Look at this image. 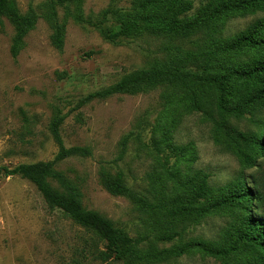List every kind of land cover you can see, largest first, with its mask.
<instances>
[{
  "label": "rangeland",
  "instance_id": "obj_1",
  "mask_svg": "<svg viewBox=\"0 0 264 264\" xmlns=\"http://www.w3.org/2000/svg\"><path fill=\"white\" fill-rule=\"evenodd\" d=\"M16 1L21 13L33 11L37 21L14 53L15 27L7 17L0 18V166L54 159L58 145L50 125L60 109L66 114L61 125L65 145L88 146L92 151L89 156L66 158L57 166L80 188L84 207L111 218L131 236L145 238L144 246L152 243L158 248L179 247L193 239L223 243L233 237L244 213L239 203H223L199 216H174L162 207L176 210L181 205H201L204 198L193 190L182 192L188 178L198 171L210 174L212 200L223 197L222 188L240 174L252 187L257 167L244 166L229 131L246 150L248 141L240 133L258 134L264 142V106L240 117L222 115L215 107L213 83L192 84L191 79L188 83L192 87L182 90L161 85L139 94L118 93L92 100L80 107L78 102L130 72L174 61H183L188 70L202 76L257 65L264 49L220 51L219 47L264 18V10L222 15L186 36L174 37L164 30L144 31L116 44L106 40L88 20H97L101 12L112 9L115 14L109 15L110 20L118 23L119 13L136 12L133 0H82L80 6L71 4V9L79 10L86 22L70 17L65 7H56L64 26V45L58 49L51 39L48 0ZM191 1L193 7L187 15L214 0ZM235 77L232 75L229 81L233 99L264 88L262 76L254 80ZM187 90H196L198 109H187ZM167 98L182 112L181 121L169 137L173 146L183 151L165 147L158 155L151 137L156 124L171 117L173 110ZM161 132L156 136L160 137ZM131 134L124 148V138ZM257 163L264 167V157L260 155ZM102 168L122 172L128 193L114 195L107 191L100 181ZM50 181L60 188L55 180ZM140 198L157 207L145 206ZM252 214L257 216L256 209ZM175 231L178 234L169 238ZM89 235L63 211L51 208L29 180L18 175L0 177V264H73L74 258H80L82 264L129 262H103L88 253L81 257ZM260 255L250 246H242L229 258L191 249L179 257L144 264H256Z\"/></svg>",
  "mask_w": 264,
  "mask_h": 264
},
{
  "label": "trees",
  "instance_id": "obj_2",
  "mask_svg": "<svg viewBox=\"0 0 264 264\" xmlns=\"http://www.w3.org/2000/svg\"><path fill=\"white\" fill-rule=\"evenodd\" d=\"M81 2L82 0H48L50 14L47 15V18L52 28L51 39L58 49H62L64 45V26L59 22L56 7L57 5L63 6L70 17L78 22H86L79 10L71 9V4L80 6ZM133 3L136 12L119 13L117 20L120 21L118 23L110 20L109 15L115 14L112 9L104 10L99 19L88 20V23L98 29L106 40L117 44L122 43L125 37L141 34L144 31L158 33L164 30L174 37L186 36L195 30L206 27L208 23L222 15L264 10V0H214L199 8L193 15H187L193 7L191 0H133ZM3 16L7 17L15 27L13 52L17 53L23 43L24 36L35 26L37 15L33 11L21 13L16 0H0V18ZM246 47L264 49V18L255 21L252 26L240 32L227 45L220 46L219 50L238 51ZM232 75L236 76L235 79L245 80L264 77V57L259 60L257 65L250 66L248 69H233L223 75L202 76L188 70L183 61L139 69L126 74L113 85L88 93L79 100L78 106H83L92 100L105 99L118 93L139 94L161 85L182 90L186 86L192 87L188 83V79H191L192 84L196 81H211L213 83L217 94L215 107L222 115L232 114L240 117L246 112H254L260 109L261 105L264 106V88H255L248 94H241L233 99L229 90V81ZM187 91L190 92V102L187 104V109L191 111L198 109L199 101L196 97V90ZM166 101L173 110L171 117L167 118L163 124L160 122L156 124L154 134L151 137L153 147L157 150L158 155L163 152L165 147L172 151H183V148L177 145L173 146L169 137L170 131L181 121V109L174 108L170 99L167 98ZM65 118L66 114L57 109L51 121L50 130L58 145V152L54 159L34 163H19L13 167L0 166V177L18 175L29 180L36 186L51 208L63 211L75 223L85 228L90 235L85 240L87 248L86 246L83 247L81 257L88 253L103 262L112 259H124L129 261L127 264H144L161 262L170 257H179L191 249H198L204 254L216 258H229L234 253L239 252L242 246H250L261 253L256 264H264V167H259L257 163L260 155L264 157V142L261 141L258 134L253 136L240 133V136L248 141L249 149L246 150L239 143L236 135L229 131V137L235 143L236 151L242 158L244 166L246 168L257 167V172L251 181L252 187L240 174L232 184L222 188L225 191L223 197L217 196L212 200L210 196L213 193V188L209 184L210 174L198 171L188 178L187 183L184 184L185 188L182 187V192L186 193L193 190L198 197L204 198V202L198 206L181 205L176 210L162 207L174 216H199L213 211L223 203H239L242 205L244 213L237 222L233 237L227 238L223 243L193 239L184 242L179 247L158 248L152 243L144 246L145 238L131 236L126 230L118 227L111 218L84 207L80 188L57 166L66 158L89 156L92 151L88 146L67 147L65 145L61 133V125ZM160 130L162 131L161 136L158 137L156 134ZM131 136L132 134L124 138L122 143L124 148L127 147ZM167 155H164V160ZM260 172L262 174H259ZM170 174L172 175V173ZM51 179L58 183L59 189L51 184ZM100 181L103 187L114 195H125L129 191L122 172L112 173L102 168ZM140 201L145 206L157 207L145 199L140 198ZM253 209H256L257 216L252 214ZM175 233L178 234L175 231L168 237L172 238ZM73 264H82V261L80 258H74Z\"/></svg>",
  "mask_w": 264,
  "mask_h": 264
}]
</instances>
